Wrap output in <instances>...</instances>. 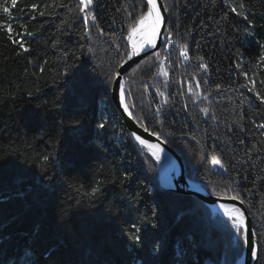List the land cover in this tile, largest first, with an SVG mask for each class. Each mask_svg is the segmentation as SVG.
<instances>
[{
  "label": "trees",
  "instance_id": "1",
  "mask_svg": "<svg viewBox=\"0 0 264 264\" xmlns=\"http://www.w3.org/2000/svg\"><path fill=\"white\" fill-rule=\"evenodd\" d=\"M162 2L164 43L126 71L125 102L182 175L245 205L264 264V0ZM0 4V264H234L231 221L160 186L111 100L144 0H93L95 20L78 0Z\"/></svg>",
  "mask_w": 264,
  "mask_h": 264
},
{
  "label": "snow or ice",
  "instance_id": "2",
  "mask_svg": "<svg viewBox=\"0 0 264 264\" xmlns=\"http://www.w3.org/2000/svg\"><path fill=\"white\" fill-rule=\"evenodd\" d=\"M16 0H12V7H15ZM93 5V0H78V11L79 13L84 14V19L87 20L89 16H91L92 20H95L96 17L93 13L88 11L90 6ZM242 6V5H241ZM144 7H146L147 11L142 12L139 14L133 24L130 26V30L128 33V40L131 42L132 49L130 52H127L126 55L128 58H131L134 55H137L140 50L143 49L144 46H155L157 38L160 34L161 26L164 23V18L161 13V8L158 6L157 0H144ZM30 8L35 11L37 10V4H31ZM0 10H2L4 13H9L10 9L6 4H0ZM232 11H236V9H232ZM40 15H44L45 13L41 11L39 13ZM7 32L9 34V37L13 35V30L11 25H7ZM26 30V29H25ZM138 37V39H137ZM13 43L19 44V47L23 51H28L27 46L22 40H13ZM119 47V45H117ZM183 50L181 52V55L186 54L187 45L182 46ZM202 59V58H201ZM202 68H206L207 65H201ZM161 74L167 75V72L161 69ZM116 76H119V72L115 73ZM117 86L120 89V99L121 102H123L125 92L123 84H120L117 81ZM199 86V85H197ZM264 99V98H262ZM125 110L127 111V105H124ZM204 111H207L205 109ZM131 115V113H129ZM106 124L105 122L101 121L97 127L100 129L105 128ZM147 130V129H145ZM131 135L135 138L136 141H138L141 145H144L148 148V150L151 152L152 156L155 157L157 161L160 160L159 152L162 151V149H159L158 145L150 144L147 140L142 139L140 136L136 135V133H131ZM153 135H157V133H153ZM43 161H48L49 157L47 155L42 157ZM212 163L215 165H220L223 167L221 161L219 158L213 156ZM97 191H99L98 188H93L92 193L95 194ZM235 199V197H233ZM221 207L224 208L225 214L229 217V220L231 221L232 228L235 229V232L239 235L240 239L243 242L244 246H247L249 253L252 258L259 259V252L257 245H254L252 243V229L247 225L246 219L244 216V213L241 212V209L235 206H229V205H222ZM155 227V225H153ZM132 239L136 242H139L141 240V236L139 235V230H135V234L132 236ZM243 249L237 247V252H241Z\"/></svg>",
  "mask_w": 264,
  "mask_h": 264
},
{
  "label": "water",
  "instance_id": "3",
  "mask_svg": "<svg viewBox=\"0 0 264 264\" xmlns=\"http://www.w3.org/2000/svg\"><path fill=\"white\" fill-rule=\"evenodd\" d=\"M157 3H158V6H160V8H161V13H162V16L164 18V23L161 26L160 34L157 38L156 44H155V46H147V47L143 48L142 50H140L138 52L137 55H134L131 58H128V56H127V58L119 65V68H118L119 76L115 75L113 83H112V87H111V100H112L113 104L116 106V108L119 110V112L121 113V116L123 117L124 124L127 126L130 133L134 132V133H136V135L140 136L144 140H147L149 143L152 142L153 144L158 145L159 148H161L168 155V157L170 159L169 178L172 181L173 186L172 187H166L159 180V184L162 188H166V189H169V190H172L175 192H179V193H184L187 195H193L196 198H198L199 200H201L202 202H204L209 207H210L211 202H215V203H219V204L235 206V207L240 208L241 212L244 213L247 225L252 229V232H253V235L251 237L252 243L254 245H257V239L255 236L254 229L252 227L251 216L249 215V212H248L247 208L245 207V205L240 203V202H237L235 200L229 199V198L210 194L204 188H202L198 183L197 184L199 186L197 188H191V187H188L185 184H183V182L181 181V178H180V176L182 174L179 172V159L177 157L176 152L161 137H159L157 135H153V133L151 131H149L148 129L145 130L146 128H144L138 122H136L133 119L132 115H129L130 112H129L128 107H127V111L125 110V107H124V105H127L125 102V97L123 99V102H121L120 89L117 86V81L120 84H123L124 83L123 78H124L126 71L129 68H131L132 66H134L137 62H139L142 58H144L145 56H147V55L151 54L152 52H154L155 50H157L164 43V40L166 37V33H165V29H164L165 9H164V5H163L162 0H157ZM146 11H147V9H146ZM131 49H132V46H131ZM137 143H139V142L137 141ZM210 209H211V207H210ZM212 212H213V210H212ZM257 247H258V245H257ZM239 258L243 260V264H257V259L251 257L247 246L243 247L242 254L240 255Z\"/></svg>",
  "mask_w": 264,
  "mask_h": 264
},
{
  "label": "bare ground",
  "instance_id": "4",
  "mask_svg": "<svg viewBox=\"0 0 264 264\" xmlns=\"http://www.w3.org/2000/svg\"><path fill=\"white\" fill-rule=\"evenodd\" d=\"M137 39H138V37H137ZM130 44H131V42H130ZM145 47H147V46H144L143 48H145ZM150 144H153V143L150 142ZM159 149H161V148H159ZM159 155H160V160L157 161V163H158L159 180L164 186L172 187L173 183H172V181L169 178L170 159H169L168 155L163 150L159 152ZM180 178H181V181L183 182V184H185L188 187L197 188L199 186L195 181H192V180L188 179L184 175H181ZM222 205H224V204H219V203H215V202H211L210 203V207H211V209L213 210L214 213H218V214L222 215L225 218H229L225 214L224 208L221 207ZM234 264H243V260L240 259V258H237L236 261L234 262Z\"/></svg>",
  "mask_w": 264,
  "mask_h": 264
},
{
  "label": "rangeland",
  "instance_id": "5",
  "mask_svg": "<svg viewBox=\"0 0 264 264\" xmlns=\"http://www.w3.org/2000/svg\"><path fill=\"white\" fill-rule=\"evenodd\" d=\"M159 174V173H158ZM229 220V218H227Z\"/></svg>",
  "mask_w": 264,
  "mask_h": 264
}]
</instances>
